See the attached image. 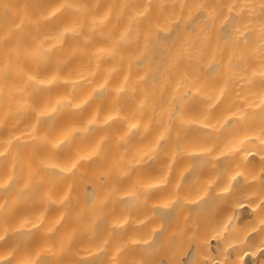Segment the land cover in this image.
Here are the masks:
<instances>
[{
    "label": "bare ground",
    "instance_id": "obj_1",
    "mask_svg": "<svg viewBox=\"0 0 264 264\" xmlns=\"http://www.w3.org/2000/svg\"><path fill=\"white\" fill-rule=\"evenodd\" d=\"M0 264H264V0H0Z\"/></svg>",
    "mask_w": 264,
    "mask_h": 264
},
{
    "label": "rangeland",
    "instance_id": "obj_2",
    "mask_svg": "<svg viewBox=\"0 0 264 264\" xmlns=\"http://www.w3.org/2000/svg\"><path fill=\"white\" fill-rule=\"evenodd\" d=\"M188 222H193L191 216H189V220H188ZM175 226H176V228H179V227H180L179 224H175ZM213 241H214V240H213ZM249 259H250V256H246V257L244 258V262H247Z\"/></svg>",
    "mask_w": 264,
    "mask_h": 264
}]
</instances>
